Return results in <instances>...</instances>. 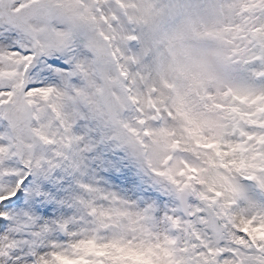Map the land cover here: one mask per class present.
Wrapping results in <instances>:
<instances>
[{
    "label": "snow or ice",
    "instance_id": "snow-or-ice-1",
    "mask_svg": "<svg viewBox=\"0 0 264 264\" xmlns=\"http://www.w3.org/2000/svg\"><path fill=\"white\" fill-rule=\"evenodd\" d=\"M0 264H264V0H0Z\"/></svg>",
    "mask_w": 264,
    "mask_h": 264
}]
</instances>
